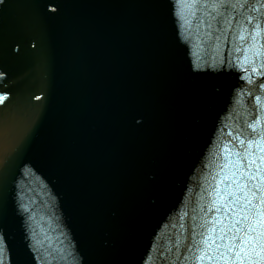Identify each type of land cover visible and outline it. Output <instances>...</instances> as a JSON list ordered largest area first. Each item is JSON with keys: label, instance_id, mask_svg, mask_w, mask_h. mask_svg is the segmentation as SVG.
Returning <instances> with one entry per match:
<instances>
[{"label": "water", "instance_id": "95a60500", "mask_svg": "<svg viewBox=\"0 0 264 264\" xmlns=\"http://www.w3.org/2000/svg\"><path fill=\"white\" fill-rule=\"evenodd\" d=\"M261 84L264 0H0V264H196L239 236Z\"/></svg>", "mask_w": 264, "mask_h": 264}, {"label": "snow or ice", "instance_id": "6c2138e0", "mask_svg": "<svg viewBox=\"0 0 264 264\" xmlns=\"http://www.w3.org/2000/svg\"><path fill=\"white\" fill-rule=\"evenodd\" d=\"M235 2L240 3V0H235ZM254 19L256 18H248V23L251 24ZM261 28V22L257 19L253 31L258 32ZM239 38L243 40L246 37L242 34ZM252 39L255 40L257 37L253 35ZM260 86L264 87V84ZM243 143L244 141H241V144ZM254 163V160L249 161L250 165ZM246 187V185H242L240 190L244 191ZM243 199L246 207L242 209V212L248 213L243 217L244 221L247 222V230L235 228V232L239 233V236H231L229 242L225 244H215V241L208 239L206 249H211L214 246L215 255H210L206 249H197L200 254L198 256L194 254L196 264H205V261L210 262V264H221V262L222 264H264V207L258 208L257 205L253 204L256 193L251 189L247 190ZM259 200L260 206H264V195ZM249 216L252 218L251 221ZM236 223L239 224L240 221L238 220ZM220 239L223 240L224 236L221 235Z\"/></svg>", "mask_w": 264, "mask_h": 264}, {"label": "bare ground", "instance_id": "6f19581e", "mask_svg": "<svg viewBox=\"0 0 264 264\" xmlns=\"http://www.w3.org/2000/svg\"><path fill=\"white\" fill-rule=\"evenodd\" d=\"M9 119L0 120V164L3 161V158L15 143L17 137L20 134V127L15 126ZM7 131H11V135H8Z\"/></svg>", "mask_w": 264, "mask_h": 264}, {"label": "rangeland", "instance_id": "374dc122", "mask_svg": "<svg viewBox=\"0 0 264 264\" xmlns=\"http://www.w3.org/2000/svg\"><path fill=\"white\" fill-rule=\"evenodd\" d=\"M8 132V135H11V131H7ZM0 141H2V139H0Z\"/></svg>", "mask_w": 264, "mask_h": 264}]
</instances>
